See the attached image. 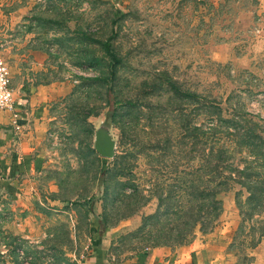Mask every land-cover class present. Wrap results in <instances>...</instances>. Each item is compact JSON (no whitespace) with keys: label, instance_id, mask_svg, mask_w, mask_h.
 Wrapping results in <instances>:
<instances>
[{"label":"rangeland","instance_id":"374dc122","mask_svg":"<svg viewBox=\"0 0 264 264\" xmlns=\"http://www.w3.org/2000/svg\"><path fill=\"white\" fill-rule=\"evenodd\" d=\"M0 57L14 88L46 97L42 124L32 127L36 169L1 166L17 176L0 179V264H84L96 246L87 213L94 196L105 225L98 246L114 264L178 247L196 253L192 264L239 260L254 223L240 229L235 192L240 201L243 189L229 183L213 228L181 244L167 228L182 220L155 215V196L178 209V171L188 164L183 185L193 181L198 146L222 145L231 169L263 160L264 0H0ZM105 111L116 144L103 161L91 140ZM194 126L215 134L199 144ZM245 252L264 264L263 241Z\"/></svg>","mask_w":264,"mask_h":264},{"label":"trees","instance_id":"16d2710c","mask_svg":"<svg viewBox=\"0 0 264 264\" xmlns=\"http://www.w3.org/2000/svg\"><path fill=\"white\" fill-rule=\"evenodd\" d=\"M105 50L109 57L113 59L114 54L109 48L106 47ZM182 94L190 96L188 92H183ZM193 97L201 101V105L202 101H205L202 96L195 93ZM209 103L210 101H208L207 104L209 105ZM212 106L215 107L213 103ZM110 112L112 119L113 111ZM215 114H217V117L222 121L226 120L221 118L220 110ZM193 129H195V131L198 130L195 136H197L196 138L199 144L210 134H215V130L206 132L197 126H194ZM224 136H226L225 132ZM242 136H244V138L246 137L243 133H238L237 138H241ZM166 139L169 140L168 138ZM240 142L244 144V141H241V139ZM197 152L198 165L193 170L195 173L193 181L183 185V183L186 182V180H183L184 176H187L191 169L188 167V164H185L183 168L178 171L182 175L181 180H179L182 183V187L180 190L181 193L178 194L179 203H173L175 206L177 205L178 209L173 212L172 201L166 200V197L164 198L160 195H156L155 197L158 204L155 215L158 213H161L163 216L173 215V218L182 220L181 223L175 227L171 226L167 228L168 231L175 233L177 244H181L185 242L184 240L187 238L188 234L191 235L194 229L200 233H206L213 228L221 211V201L217 197L218 193L229 188L231 186L230 184L237 185L239 189H243L246 193L245 197L239 201L238 194L235 192V204L241 216L240 229L243 230V223L247 220H253L254 223L248 225V231L245 234V238H248V241L242 249L237 248L240 257L234 264H252V258L245 252V248L252 249L261 241L264 242V156L263 160L258 162L257 165H249L242 168L234 167V169H231L228 163L223 161V155L226 153V150L222 145L214 147V143L211 142L207 152L204 151V147L199 146L197 147ZM182 153L185 162H189L191 158L188 156L187 150H183ZM213 153L217 157L211 159L210 157L214 155ZM218 156L221 157L218 158ZM102 160L105 161L104 158H102ZM230 170H233L235 174L233 175ZM102 175L103 169L99 173L98 180H101ZM7 189L11 190V187H7ZM94 197L87 199V213L89 215L90 229L92 232L91 240L93 243L97 244L105 225L103 221L92 212L91 204ZM254 215L257 219H252ZM95 250L96 247L92 246L91 253Z\"/></svg>","mask_w":264,"mask_h":264},{"label":"crops","instance_id":"0c3cea01","mask_svg":"<svg viewBox=\"0 0 264 264\" xmlns=\"http://www.w3.org/2000/svg\"><path fill=\"white\" fill-rule=\"evenodd\" d=\"M9 74L12 82V75L10 72ZM40 92L39 89L35 88H30L29 90L24 87L14 88L15 99L12 112L17 117L16 122L19 125L17 130L13 128L11 112L0 111V163L3 161L2 165H0V179L5 178V180L10 181L16 178L17 175L14 177L6 174L10 167L6 166V169L1 167L10 164L9 162H12L20 172L28 171L32 168L36 169L39 159L35 155L31 158L30 149L32 147L30 142L32 139H36L34 136L36 132L32 131V127L36 126L38 128V125L42 124L36 118L39 110L37 106L46 97ZM17 132L21 133L16 139L14 136ZM95 247V251L86 254L84 264H114L108 261L105 249H102L103 247H100V245L98 246V242ZM195 254L193 250L188 249L187 251L185 247L175 248L171 252H165L160 248H152L148 251L138 252L131 258L116 264H192V261H195Z\"/></svg>","mask_w":264,"mask_h":264},{"label":"water","instance_id":"95a60500","mask_svg":"<svg viewBox=\"0 0 264 264\" xmlns=\"http://www.w3.org/2000/svg\"><path fill=\"white\" fill-rule=\"evenodd\" d=\"M104 118L93 127L91 148L104 159L115 154L116 137L112 133L111 112L105 111Z\"/></svg>","mask_w":264,"mask_h":264},{"label":"built area","instance_id":"2783aa9c","mask_svg":"<svg viewBox=\"0 0 264 264\" xmlns=\"http://www.w3.org/2000/svg\"><path fill=\"white\" fill-rule=\"evenodd\" d=\"M14 88L12 87L11 76L6 61L0 57V111H9L12 115L13 128L17 130V117L14 112Z\"/></svg>","mask_w":264,"mask_h":264}]
</instances>
